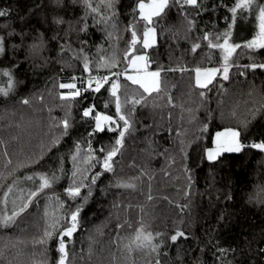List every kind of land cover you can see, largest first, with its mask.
<instances>
[{"label": "trees", "instance_id": "obj_1", "mask_svg": "<svg viewBox=\"0 0 264 264\" xmlns=\"http://www.w3.org/2000/svg\"><path fill=\"white\" fill-rule=\"evenodd\" d=\"M96 2L93 0V6ZM169 2L166 14L153 18L156 44L145 49V24L136 19L138 10L133 13L137 0H118L119 15L107 23L99 22V16L94 23L89 15L86 31H80L85 9L79 2L63 0L57 6L51 0H0V9L7 10V15L0 16V36L5 37L6 46L0 68L12 69L17 80L8 96L0 94V213L11 215L12 202L20 205L39 186L40 179L33 174L51 177L55 173L60 177L33 197L11 224L0 225V264H39L42 260L55 264L59 237L54 235L43 244L36 242L51 222L45 211L62 217L59 230L66 226L63 217H69L77 205H82L77 230L65 237L66 264H151L154 253L134 245L131 250L126 247L141 222L146 231L162 234L154 241H164L159 249L161 264H264V253L259 251L264 248V153L246 148L241 153H224L218 161L202 159L203 149L225 128L240 130L244 143L264 140V70L233 66L228 80L218 73L206 87L196 85V67L221 66V50L209 48L202 37L208 32L216 43V36L227 29L225 17L231 21L228 8L234 0H200L205 11L192 6L181 9L173 0ZM184 13L195 21L191 30ZM45 14L49 25L41 23ZM52 14L63 16L66 23L50 26ZM130 22L138 40L125 58L131 40ZM54 33H58L57 39L52 38ZM34 43L38 47L32 48ZM193 43L200 45L195 52L191 51ZM14 44L19 47L12 48ZM61 44L70 47L61 52ZM81 48L83 51H78ZM142 52L147 53L150 70L160 69L159 90L150 94L125 76L130 57ZM237 52L234 65L264 62V50ZM85 56L88 72L84 71ZM112 58L115 66H99ZM117 72L121 112L131 127L112 158L113 170L102 171L97 163L88 172L89 176L102 173L91 185V196L85 202L88 189L82 188L81 196L73 200L64 189L74 171L71 157L75 143L79 141L82 149L78 166L87 155L89 140L102 160L100 147L109 150L119 135L117 125L123 127L115 97L109 91L111 84L105 81L97 92L95 81L89 87L88 79L108 76L111 81L114 77L110 73ZM61 83L74 84L80 95L61 100L60 93L69 91L61 89ZM141 94L145 99L133 104ZM24 99L27 104L21 102ZM89 105H95L93 115L102 112L116 121L92 137L88 133L95 122L82 117L83 108ZM65 116L71 127L61 136L60 121ZM54 138H59V143L54 144ZM185 165L192 176L187 197L189 173L184 171ZM127 184L134 187L123 186ZM9 185L12 189L5 206L3 194ZM178 205L187 207L182 211ZM177 227L188 238L173 243L168 237ZM220 248L236 251L222 255Z\"/></svg>", "mask_w": 264, "mask_h": 264}, {"label": "snow or ice", "instance_id": "obj_2", "mask_svg": "<svg viewBox=\"0 0 264 264\" xmlns=\"http://www.w3.org/2000/svg\"><path fill=\"white\" fill-rule=\"evenodd\" d=\"M81 3L85 9V14L81 18L85 21L83 24V27L80 29V31H86L88 28L87 25V17L89 15L93 16L94 23L98 22L96 20V17H100L99 22L107 23L110 20H114L115 17L119 15L116 5L118 3V0H97L96 5L93 6V0H72V3ZM254 0H234L233 5L228 8V11L231 13V21L229 22L228 17H225V22L227 23V29L216 36V43H213L210 39V33L205 32L202 39L205 41H208V47L209 48H215L221 50V66L219 68H200L196 67L194 69L195 71V83L196 85L200 87H206L208 83H210L214 76H216L218 73L222 74L224 80L229 79V70L233 66H236L238 68H243L245 70L252 69L257 70L261 69L264 70V62L257 63L255 61L244 64V65H234V54L238 55L237 52L238 49L240 50H254V49H261L264 50V5H256V12H255V20H256V31L252 35L251 39L244 40L240 43H230V37L232 36V29L234 25L236 24L238 14H242L244 12H247L248 14H252ZM51 3L53 5H61L63 3V0H51ZM173 3H175L179 8L183 9L185 6H192L195 8L200 9L201 11H205L202 7V4L200 0H173ZM171 5L169 0H147V3L145 0H137V3L133 9V13L138 10L139 16L136 19H139L144 22L145 27L142 34L143 39V47L145 49L149 48L153 44L156 43V35L157 31L156 28L153 27V18L160 19L163 15L166 14V9H170ZM215 7V6H214ZM104 9L102 12L101 9ZM105 12L107 15H105ZM7 15V10L0 9V16ZM197 15H199V12H197ZM185 19L187 20V23L189 24V30H191V26L194 25L195 21L188 18V14L184 13ZM135 18V17H134ZM41 23L45 25H49L48 16L42 15L41 17ZM66 21L63 16L52 14L50 26L59 27L63 24H65ZM69 23V27H71V22ZM112 27L115 28L116 25L113 22ZM128 29L131 31V40L129 41V47L125 51L124 56L127 58L128 52L132 51V46L137 43L138 36L137 32L135 30L134 24L130 22L128 24ZM12 33H9V36H11ZM109 36H111V33H109ZM41 39L43 38V33H40ZM23 38V37H22ZM53 39L58 38V33H54ZM221 39L223 42L221 43ZM86 41H81V44H85ZM18 45H12V48H17ZM32 48L38 47L37 44H33L31 46ZM66 47H70L68 44H61V52L65 50ZM199 43H193L191 46V51L195 52L197 48H199ZM6 51L5 46V37L0 36V56H2ZM78 51L82 52L83 48L79 49ZM249 59L252 60V57L249 56ZM148 57L146 55H136L133 53L131 58V66L136 68L138 71V75L136 76H128L127 79L130 80L133 84L139 85L144 93H152L154 90H159V73L160 69L157 71H148L147 64L141 65L139 62L141 61H147ZM102 67L110 68L112 66H115V59L112 58L111 60L105 61L104 64L99 65ZM16 65H13V68H15ZM173 71L175 69H172ZM181 72L185 71L184 68L179 69ZM84 71L88 72L89 69V62L87 56L84 57ZM241 75H244V72H240ZM110 75H113V79L109 81L108 76L104 77H92L90 76L88 79V85L91 87L92 82L95 81V91H99L100 88L103 86L104 82L107 81L111 84V87L109 89L111 95L115 97V108H116V114L119 119V121L123 122V127H119L117 125V129L119 131V135L116 137L114 145L109 149L105 150V148L102 146L99 149V152L101 153L102 160L100 157H97L95 155V150L91 146V141H88V148H87V155L83 157V159L80 162V166L76 164V161L80 158V154L82 152L81 145L79 141L75 143V152L72 154V160L74 162V171L72 178L70 179L69 186L64 189V191L67 193V195L75 200L76 198L81 196V189L87 188L88 189V195L84 197L85 202L87 201L88 196H91V185H94L96 183V180L98 177L102 174L101 172H96L94 175L89 176L88 172L90 169L94 168L97 163H99L100 168L102 171H112L113 165H112V158L116 156L117 152L119 151L120 146L123 144V140L125 137L126 132L130 129L131 125L129 122V119L122 114L121 112V103L119 96L117 95V90L120 87L117 78L119 77L120 73H110ZM0 76H3L6 79L7 87L0 86V94L4 96H8L9 93L12 91V89L15 86V78L13 75V71L10 68H0ZM72 79H75L73 77ZM61 89L67 88L69 91L67 92H61L60 93V99L66 100V99H74L77 96L80 95V89H75L74 84H63L61 83L59 85ZM75 89V90H73ZM204 93L201 92V96H203ZM145 99V96L141 94V97L139 100L133 99V104H139L141 101ZM170 99V98H169ZM24 104L28 103L27 99H24L21 101ZM95 105H89L88 107L83 108L82 117L83 118H91L94 120V127L92 128V131L88 133L89 137H92L96 132L98 131H104L106 124H112L116 121L114 120L113 116H109L102 112H95V115H93ZM60 125H62L61 130V136L67 135L69 128L71 127L70 121L67 116L63 118L60 121ZM207 125H204V128H206ZM245 127H247V124H245ZM109 131H112V128H108ZM54 144L59 143V138H54L53 140ZM183 143V141H181ZM212 147H208L203 149V156L202 159H206L208 162H214L218 161V159L224 154V153H241L246 148H251L258 150L262 153H264V140H252L248 143H244L241 139V131L237 128H225L223 131H218L215 134V138L212 140ZM183 153V156L185 159H187V153L184 152V150H181ZM30 163H35V161H30ZM62 171V169H61ZM184 171L186 173H189L187 176L188 180V186L187 190L185 191V197H187L190 194L191 185H192V176L190 175L191 169L185 165ZM35 176H38L40 179L39 186L34 190L30 191L29 195L22 201L20 205H17L15 201H13V210L11 212V215L7 214V211L0 213V225L7 226L8 224H11L15 218L20 215L21 213L25 212V210L28 208L29 203L32 201L33 197H36L38 193L42 192L44 189L51 186L52 182L55 180L60 179L59 176H57L55 173L51 177H48L44 173H35L33 174ZM33 176H27L26 179H32ZM86 181H90V183H86ZM122 183V182H121ZM127 187H134L132 184L123 185ZM12 189V185L8 186V191L4 192V200L2 201L5 206L7 205V197L9 195V192ZM227 199H231V196L226 197ZM59 199L58 197L56 198ZM149 199H151V196H149ZM61 207H63V203H61ZM82 205H77L75 210H72L70 212L69 217H63V219L66 220V226L59 227V220L62 219V217H59L55 212H52L51 214L46 209L45 216L49 217L51 216V222L46 225L42 237L36 241L38 243H45L46 240L52 239L54 235L58 236V242H57V252L59 253L58 258L55 261V264H66V258L68 256V252L66 250V243H65V237H71L73 232L77 230L78 227V217L79 213L81 211ZM178 207L181 208L183 211L184 208L187 207V205H178ZM221 219H223V216H221ZM119 227V225L117 226ZM51 229V230H49ZM162 234L159 232L152 233L145 230V227L143 223L141 222L140 227L136 229V235L133 238V240L130 242L129 245H126V247L129 248V250L132 249L133 245L136 248L144 249L149 254H155L154 259L152 260L151 264H161L160 259V252L159 249L162 244H164V241L161 240L160 244L155 243V239L158 237H161ZM179 238H188V234L185 233L183 230H181L179 227L175 229V231L168 237V239L176 243L178 242ZM249 244H251V241H249ZM218 251L223 255L226 252H235V248L230 249H224L220 248ZM261 253H264V248H261L259 250ZM164 255H167V253H164ZM219 259V257H218ZM39 264H46L45 261H40ZM231 264V262H229Z\"/></svg>", "mask_w": 264, "mask_h": 264}, {"label": "rangeland", "instance_id": "obj_3", "mask_svg": "<svg viewBox=\"0 0 264 264\" xmlns=\"http://www.w3.org/2000/svg\"><path fill=\"white\" fill-rule=\"evenodd\" d=\"M145 2L147 3V0H145ZM256 5H264V0H254L253 5H252V8H253L252 14H248L247 12H244L242 14H238L236 24L234 25V27L232 29V36L230 37V43H240L244 40L251 39L252 35L256 31V20H255V12L257 10ZM156 42H157V35H156ZM142 44H143V41H142ZM136 55H146L147 56V53L146 52L136 53ZM131 58H132V56L130 57V62H131ZM130 62H129V66L127 68V72L125 73L126 78L128 76H136L139 74L137 69L131 66ZM139 63L141 65L146 63L148 71H155V70H150L148 68V65H149L148 60L147 61H141ZM195 75L196 74H194V80H195ZM216 76L213 77L212 81L215 79ZM14 78H15V76H14ZM6 79L7 78L0 76V86L7 87ZM158 81H159V85H160V73H159ZM16 83H17V80L15 78V85H16ZM210 83H208L207 85H209ZM106 125H109V124H106ZM221 131H223V130H221ZM214 138H215V135H214ZM212 146L213 145H211L209 147H212Z\"/></svg>", "mask_w": 264, "mask_h": 264}, {"label": "crops", "instance_id": "obj_4", "mask_svg": "<svg viewBox=\"0 0 264 264\" xmlns=\"http://www.w3.org/2000/svg\"><path fill=\"white\" fill-rule=\"evenodd\" d=\"M209 68V67H208ZM212 68H219V67H212Z\"/></svg>", "mask_w": 264, "mask_h": 264}]
</instances>
